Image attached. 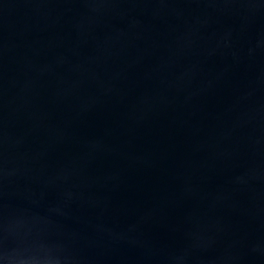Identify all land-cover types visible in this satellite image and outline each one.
Here are the masks:
<instances>
[{
  "label": "water",
  "instance_id": "water-1",
  "mask_svg": "<svg viewBox=\"0 0 264 264\" xmlns=\"http://www.w3.org/2000/svg\"><path fill=\"white\" fill-rule=\"evenodd\" d=\"M0 264H264V0H0Z\"/></svg>",
  "mask_w": 264,
  "mask_h": 264
}]
</instances>
